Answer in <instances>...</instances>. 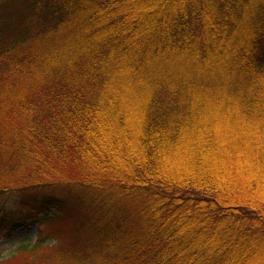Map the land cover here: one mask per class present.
Returning a JSON list of instances; mask_svg holds the SVG:
<instances>
[{"label": "trees", "instance_id": "16d2710c", "mask_svg": "<svg viewBox=\"0 0 264 264\" xmlns=\"http://www.w3.org/2000/svg\"><path fill=\"white\" fill-rule=\"evenodd\" d=\"M0 9V194L83 233L0 264H264V0Z\"/></svg>", "mask_w": 264, "mask_h": 264}, {"label": "rangeland", "instance_id": "374dc122", "mask_svg": "<svg viewBox=\"0 0 264 264\" xmlns=\"http://www.w3.org/2000/svg\"><path fill=\"white\" fill-rule=\"evenodd\" d=\"M11 5L12 4H10V6ZM6 11L12 14V24L7 26V29H9L10 27L15 28L20 23L21 15L24 14L26 8H24L21 3L7 8ZM7 31L8 33L12 32L11 30ZM217 112L219 115H222L220 111ZM219 115L215 114V116ZM20 200L21 198L18 195L0 194V262L2 260L12 259L15 257L18 249L24 245H33L40 242L41 247L46 250H52L57 247L58 244H63L64 247H68L71 242L75 244L79 242V237L83 235L81 232L74 237L77 241H74L72 238L74 234H66V238L68 240L66 242L65 238L58 239V236L54 233V231L53 234L51 229H49L46 224H42L38 227L37 223L30 221L25 215H23L24 212L20 211L21 209H24L20 206ZM55 213L56 209L55 207H52L46 212V216L50 217ZM13 224L18 225L13 231H8L9 227ZM71 227L72 223L68 221L67 230L69 231ZM87 239L88 238L86 237V240ZM23 264L30 263H26L25 260V263ZM42 264H54V261Z\"/></svg>", "mask_w": 264, "mask_h": 264}]
</instances>
